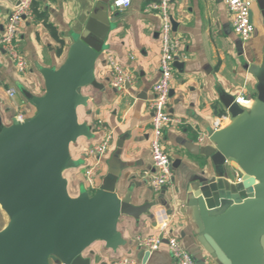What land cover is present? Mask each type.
<instances>
[{"label":"crops","instance_id":"obj_1","mask_svg":"<svg viewBox=\"0 0 264 264\" xmlns=\"http://www.w3.org/2000/svg\"><path fill=\"white\" fill-rule=\"evenodd\" d=\"M155 1L132 0L128 8L121 9L115 7V0H35L33 5L44 13L54 32L36 18L20 27L17 41L28 72L20 74L0 47V117L5 126L20 114L26 118L35 114L24 93L44 94L42 69H58L78 37L102 50L95 83L83 88L87 104L78 108L79 121L89 128L90 136L71 144L77 166L64 175L72 196L93 194L101 187L118 194L122 201L118 232L125 245L110 249L97 241L74 264H114L127 257L137 264H176L166 243L149 252L136 240L139 235H158L164 219L170 221L173 235L197 264H229L211 241L204 243L189 196L212 187L218 173H228L229 181L238 184V171L216 155L209 130H215L217 117L229 115L228 107L238 98H264V0H250L255 33L247 42L235 33L232 13L223 0H178L171 5L181 55L168 111L182 124L166 126L163 145L172 162L174 181L159 191L150 184L155 169L149 102L161 76L162 19L158 12L146 11ZM16 5L17 0H0V37ZM110 56L133 74L132 84L122 89L111 85ZM10 89L16 92L14 98L8 95ZM108 136V150L89 184L86 169L98 159L90 150ZM217 164L224 167L218 169ZM7 222L0 207V230Z\"/></svg>","mask_w":264,"mask_h":264},{"label":"water","instance_id":"obj_2","mask_svg":"<svg viewBox=\"0 0 264 264\" xmlns=\"http://www.w3.org/2000/svg\"><path fill=\"white\" fill-rule=\"evenodd\" d=\"M177 26L173 20L174 31ZM101 52L78 37L58 69H42L44 94L24 93L35 114L9 126L0 117V207L8 217L0 230V264H74L97 241L110 249L125 245L118 194L101 187L72 196L64 175L77 166L71 144L90 136L78 108L87 104L83 88L95 83ZM228 113L227 125L209 130V137L242 182L218 173L212 187L189 196V206L204 243L211 241L229 264H264V98L249 107L234 102Z\"/></svg>","mask_w":264,"mask_h":264},{"label":"built area","instance_id":"obj_3","mask_svg":"<svg viewBox=\"0 0 264 264\" xmlns=\"http://www.w3.org/2000/svg\"><path fill=\"white\" fill-rule=\"evenodd\" d=\"M35 0H17V5L11 12L3 35L0 37V47L9 55L14 62L18 72L25 75L28 72V63L25 55L20 50L18 44L19 29L25 21H34L36 18L33 3ZM50 2L53 0H44ZM178 0H157L148 4L146 11H156L162 19L161 40V76L154 87L155 96L149 102V110L152 113V137H151V155L155 174L150 178L151 187L155 191L170 186L174 181V171L169 154L164 148V133L166 126L172 122L182 124L176 120L168 111L172 81L176 72V62L181 53V39L175 35L173 29V16L170 7ZM132 0H115L114 5L117 8H128ZM228 10L232 13L233 28L235 33L243 42L253 38L255 26L252 21V1L250 0H223ZM108 62L111 66V85L116 89L125 88L128 84L134 82L133 74L120 66L115 59L110 56ZM8 95L12 98L16 96L14 89L8 90ZM252 100L238 98L237 103L244 107H249ZM25 116H17L19 121H24ZM230 120L229 115L217 117L214 123V129L219 130L227 125ZM110 136L90 150V155L98 159L86 169V178L89 184H93L94 175L97 167L100 165V158L106 153L109 147ZM145 174H150L146 172ZM236 182H242L241 174L236 175ZM138 246L147 249L149 252L156 251L163 243H166L176 264H197L193 255L187 251L180 240L173 235L170 221L164 219L160 222V232L155 236H137ZM54 264H62L55 262ZM114 264H137L132 258H123L117 260Z\"/></svg>","mask_w":264,"mask_h":264},{"label":"trees","instance_id":"obj_4","mask_svg":"<svg viewBox=\"0 0 264 264\" xmlns=\"http://www.w3.org/2000/svg\"><path fill=\"white\" fill-rule=\"evenodd\" d=\"M33 8L35 10V15L37 20H41L49 27L53 32H54V27L48 22L47 17L42 13L41 11L38 10L36 5H33Z\"/></svg>","mask_w":264,"mask_h":264}]
</instances>
